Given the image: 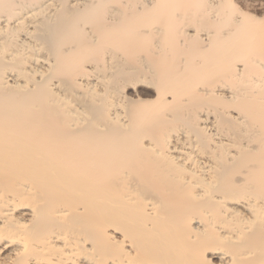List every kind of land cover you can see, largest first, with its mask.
Instances as JSON below:
<instances>
[{
    "label": "bare ground",
    "instance_id": "bare-ground-1",
    "mask_svg": "<svg viewBox=\"0 0 264 264\" xmlns=\"http://www.w3.org/2000/svg\"><path fill=\"white\" fill-rule=\"evenodd\" d=\"M0 264H264V0H0Z\"/></svg>",
    "mask_w": 264,
    "mask_h": 264
}]
</instances>
